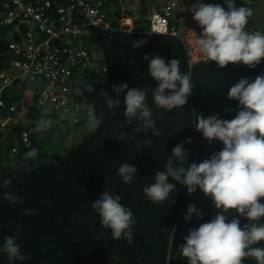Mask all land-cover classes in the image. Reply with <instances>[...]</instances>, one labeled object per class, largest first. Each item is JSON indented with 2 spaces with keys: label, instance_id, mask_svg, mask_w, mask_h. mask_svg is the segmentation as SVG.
<instances>
[{
  "label": "trees",
  "instance_id": "trees-1",
  "mask_svg": "<svg viewBox=\"0 0 264 264\" xmlns=\"http://www.w3.org/2000/svg\"><path fill=\"white\" fill-rule=\"evenodd\" d=\"M130 1L139 4L134 23L143 26L126 32L119 28L116 18L123 16L122 4ZM256 1L235 0V4L255 10ZM203 2L220 4L227 10L229 0ZM160 5L158 0H103L102 8L108 14L110 27H89L88 49L102 55L106 70L72 69L69 81L73 88H81L83 94L80 96L85 100L82 106L85 114L74 127L75 134L79 132L81 119L87 117L89 106L102 117L95 132L88 130L76 142L73 140V144L69 142L64 154L54 151L49 157L44 141L56 133L53 146L63 145V138L69 132L63 131L61 123L68 120L70 113L67 111L66 115L64 111L61 117L49 106L51 112L46 114L41 107L33 105L27 111L28 124L16 128L18 134L27 133L31 145L18 144L15 152L9 144L0 145V242L7 236H15L28 257L15 264H188L179 250L185 243L184 237L190 229L209 221L220 211L214 207L210 196L199 188L190 194L185 186L170 181L176 183V190L159 203L149 200L143 188L154 183L156 171L164 169L171 150L181 142L189 152L188 163H199L222 149L221 141L209 142L196 130L194 123L199 115L234 118L240 106L227 93L240 78L251 80L264 74V58L251 68L243 62H229L221 68L216 61L208 59L189 65L179 38L149 30L148 8L159 10ZM249 23L252 27L257 24ZM259 27L264 30V24ZM7 33V27L0 32V72L13 60V56L5 53ZM137 42L140 43L135 47ZM145 55L149 60L160 55L166 63L178 59L181 71L190 74L194 87L183 107L165 110L153 103L156 81L148 72ZM84 83L92 84L95 91L84 89ZM121 83L147 91V103L154 113L158 136H153L150 130L147 133L137 131L140 126L137 120L127 121L124 93L117 97L112 87ZM21 90L13 86L2 91L5 107L19 98ZM105 94L119 99V106L109 108ZM3 113H7L6 108ZM41 118H51L56 123L44 135L32 133L31 129ZM32 147L38 149L37 157L25 158ZM124 162L138 169L137 178L131 184H125L117 172ZM4 180L10 183L4 186ZM105 191L119 194L121 203L132 209L136 223L131 243L114 240L111 230L101 225L98 213L92 209L91 203ZM5 193H13L19 199L13 203L5 199ZM259 199L264 202V197ZM189 204L203 213L202 218L193 213L191 220H185ZM24 209H31L32 214L23 215ZM230 211L237 215L235 209ZM245 223L247 218L241 217V226ZM242 259L244 264H254L250 258ZM0 264H9L6 255L0 254Z\"/></svg>",
  "mask_w": 264,
  "mask_h": 264
},
{
  "label": "clouds",
  "instance_id": "clouds-1",
  "mask_svg": "<svg viewBox=\"0 0 264 264\" xmlns=\"http://www.w3.org/2000/svg\"><path fill=\"white\" fill-rule=\"evenodd\" d=\"M158 1L161 7L163 1ZM102 4L103 0L100 8L106 15L108 29L111 23ZM153 9L154 7L148 8L150 13ZM190 10L193 19L202 26V34L197 35L195 46L209 61H216L218 67L223 68L229 62H243L251 68L264 58V30L249 31L246 27L253 16V8L244 5L237 7L235 0H229L225 10L220 4L195 0ZM122 11L123 16L116 18L120 29H124L121 19L126 14H129L127 23L132 24L133 29L124 31L131 32L136 27L143 26L134 23L139 4L134 1L125 2L122 4ZM138 43L140 42L134 44L135 47ZM144 59L148 61L149 74L156 81L152 92L156 107L165 110L183 107L194 85L190 74L181 71L180 61L173 58L166 63L165 58L160 55H155L150 60L145 55ZM13 86L22 88L19 98L13 101L16 102L24 94V87L17 82L8 87ZM31 87L41 89L34 84ZM83 87L89 92L95 91L90 83H84ZM112 87L115 96L124 93V115L127 121L137 120L140 124L137 131L143 130L147 133L150 130L153 136H158L157 122L147 103V91L137 87L129 88L127 83ZM75 94L82 95L81 88L76 86ZM105 95L109 108L119 106V99ZM227 95L230 99L237 100L240 106L234 118L223 119L219 114L206 118L199 115L194 123L196 130L202 132L209 142L214 139L221 141L222 149L199 163H188L189 152L184 142H181L171 150L164 169L156 171L154 183L143 188L146 197L157 203L168 199L169 194L176 190V183L185 186L190 194L199 188L210 196L214 207L220 210L209 221L190 229L184 237L185 243L180 245L179 250L188 264H244L242 258H250L254 264H264V244L261 243L264 242V222H261L264 221V202L259 199L264 197V74L251 80L247 77L240 78L230 87ZM33 105L41 107L46 114L51 112L50 107L35 104L28 105L27 108ZM79 113V118L85 114L83 108ZM86 114V127L90 132H95L101 125L102 117L96 114L92 106H89ZM59 115L61 116L60 113ZM55 123L51 118H41L31 132L44 135ZM65 123L76 126L78 121L72 124L68 117L61 126ZM16 128L17 126L15 132L18 134ZM16 143L17 146L21 145L19 139ZM147 143L150 144V141ZM7 144L11 146L10 143ZM30 145L31 143L23 146ZM37 155L38 149L32 147L25 153V158L35 159ZM137 171L136 166L128 162L122 163L117 170L125 184H131L137 178ZM2 183L6 186L10 181L4 180ZM5 199L15 203L19 197L13 193H5ZM91 207L98 213L101 225L111 230L114 240L132 242L136 223L134 213L131 208L121 203L119 194L105 191L100 194L99 199L91 203ZM232 209H235L237 215L232 214ZM193 213L198 218L203 216L194 205L189 204L185 220H191ZM22 214L30 215L32 210L24 209ZM241 217L247 218V223L243 226ZM19 227L17 225L18 229ZM0 254L6 255L9 264L28 259L13 235L0 242Z\"/></svg>",
  "mask_w": 264,
  "mask_h": 264
},
{
  "label": "built area",
  "instance_id": "built-area-1",
  "mask_svg": "<svg viewBox=\"0 0 264 264\" xmlns=\"http://www.w3.org/2000/svg\"><path fill=\"white\" fill-rule=\"evenodd\" d=\"M162 1L159 10L150 13V32L179 38L189 65L206 60L195 46L202 26L190 10L194 0ZM101 3L102 0H0V32L8 28L5 53L13 56L9 66L0 72V145L10 143L11 151H16L15 127L28 124V105L52 106L58 114L67 110L72 124L78 121L85 100L75 94L76 87L69 81L72 69L106 70L102 55L87 47L89 26H109ZM128 17L126 14L121 19L126 31L133 29L127 23ZM14 82L22 84L24 94L5 107L2 91ZM5 108L7 113H3ZM19 141L25 146L30 144L25 131L20 133Z\"/></svg>",
  "mask_w": 264,
  "mask_h": 264
},
{
  "label": "rangeland",
  "instance_id": "rangeland-1",
  "mask_svg": "<svg viewBox=\"0 0 264 264\" xmlns=\"http://www.w3.org/2000/svg\"><path fill=\"white\" fill-rule=\"evenodd\" d=\"M254 4L256 7L255 10L253 9V16L249 19V22L254 21L257 24L252 27L251 26L252 24L249 23L248 29L250 31H254L252 30V28L255 30L261 29L259 26H262V24H264V0H257ZM86 122H87V117L81 119L78 134H75L76 133L75 131L76 129L74 130L75 126H70L68 123L62 125L63 131L68 130L69 132L68 136L63 138V145L56 148L53 146V142L57 138L56 133L51 135L48 141H44L45 149L47 151L46 155L50 157L54 151L58 152L59 154H64L65 151L68 149L67 145H69V142H72L73 144V140L76 142V140L80 139L81 136L87 133L88 129L86 127Z\"/></svg>",
  "mask_w": 264,
  "mask_h": 264
}]
</instances>
